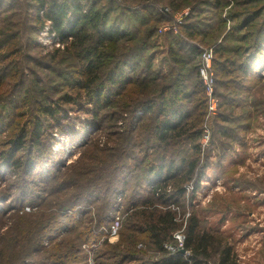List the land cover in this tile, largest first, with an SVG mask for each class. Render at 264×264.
Segmentation results:
<instances>
[{
    "label": "trees",
    "instance_id": "1",
    "mask_svg": "<svg viewBox=\"0 0 264 264\" xmlns=\"http://www.w3.org/2000/svg\"><path fill=\"white\" fill-rule=\"evenodd\" d=\"M12 1L0 0V12L5 9L6 4L11 6ZM33 1L37 10L36 21L31 16L34 18L33 26L41 29L44 21L49 19L53 23V32L57 33L62 42L73 38L67 50H74L73 56L79 58L80 63L71 65L75 59L69 58L68 63L64 59L54 65L52 61L43 62L35 58L39 65L51 71L53 80L46 76V79L31 81L38 89V97H34L28 94L29 88L25 85L23 74L19 82L13 83L15 92L11 93L6 103H0V127H6L3 131L5 133L0 135V175L6 171L9 180L17 178L11 185L13 193L19 192L13 202L18 203L15 207L24 215L20 216L19 225L15 223L18 227H9L5 233L0 234V264H29L32 254L43 250L42 243L64 229L67 230L66 234L54 243L51 253L47 254L48 262L37 263L87 264L83 246L100 242L101 233L98 230L111 213L115 197L122 191H129L127 199L140 200L131 205V212V208L126 212L128 215L124 218L122 241L114 245L107 241L101 243L98 246L101 247L97 260L101 264H189L180 253L171 255L168 250L166 252V243L173 240V233L181 225L177 220V212L164 206L160 208L159 203L165 204L184 195L187 184L195 177L199 166L202 130L195 131L188 124L200 119L202 112L195 116L196 110L207 106L206 88L200 76L205 50L193 39L200 35L205 39L208 32L198 29L190 21L184 35L172 34L174 47L172 43L171 65L168 64L170 69L166 71L165 68L156 67L154 55L148 53L154 45L158 28V25L149 24L152 21L159 24L164 20L163 16L155 15V11H149L148 19H141V27H138L135 23L139 22L134 19L128 24L123 20H111L113 10L103 12L97 7V0ZM253 1L240 0L238 6L242 7ZM219 2L221 1L218 0ZM256 8L242 9L249 14L239 25L240 31L247 29L252 19L264 12V5L261 11ZM42 11L44 16L40 13ZM132 12L137 16H145L138 8L131 9L130 13ZM10 20L5 18L2 25L5 29L2 34L7 39L0 41V81L10 71L8 67L15 62L12 57L20 52H14V47L10 46L22 48L17 35L12 31L14 22ZM245 34H240L239 37L241 42L248 45L242 48L244 53H235L239 56L231 60L225 57V52L227 54L229 49L220 47L218 57L215 55L216 89L219 84L225 85L228 82L225 78L221 79L219 74L224 77L229 75L231 66L243 68V73L246 72L250 64L256 61L254 50H262L263 39L256 41ZM259 37L263 38L264 32L259 33ZM120 42L128 44L125 52L118 53L114 49L109 51L111 44ZM123 46L126 47L125 44ZM60 52L56 51L57 55L53 59ZM242 58L244 60L240 63ZM194 78L193 90L188 93L186 90L189 79ZM61 80L65 87L79 92L74 97L66 93L64 101L67 104L75 102L87 110L91 115L89 124L96 131L103 129V119H114L117 116V112H113L111 108L116 107L122 112L133 114L143 110L145 115L144 119H139L142 124L138 130L117 133L113 139L114 147L106 148L111 150L108 161L92 166L89 158L82 161V157L81 161L72 166L75 167L74 176L65 179L54 172L47 173L48 175H43L44 171L42 173L46 159L52 155V132L49 127L57 125L63 134H69V128L75 131L72 121H65L69 107L51 95L50 84ZM190 98H195V105H192ZM202 103L205 105L201 107ZM24 107L27 110L22 109ZM26 116L28 119L25 122H18L19 117ZM193 116L196 118L192 121ZM73 133L71 132L72 136H79V132ZM6 135L10 137L4 143L3 136ZM90 141L92 140L87 137L81 143L84 148L82 156L90 146ZM189 142L190 147L186 145ZM99 150L96 148V154H92L91 160L99 159ZM30 175L34 178H30ZM34 183H37V189L47 193L49 199L41 194L42 191L35 189L30 195L32 200L25 199L29 195L28 188ZM158 183L161 185L158 186ZM150 188V195H146ZM2 198L10 199L3 193L0 194V200ZM35 200L37 203L42 202L37 204ZM43 205L44 209L38 215L24 210L26 206H30L36 207L37 212ZM11 206L14 205L11 203ZM78 207H83L79 211L82 218L76 213H63L74 211ZM201 230L198 218L193 215L185 244V249L192 251L193 258L208 259L216 254L219 256V264H234L231 248L225 245L218 249L214 236ZM142 242L146 243V250L137 249ZM147 248L164 255L160 259L147 258Z\"/></svg>",
    "mask_w": 264,
    "mask_h": 264
},
{
    "label": "rangeland",
    "instance_id": "2",
    "mask_svg": "<svg viewBox=\"0 0 264 264\" xmlns=\"http://www.w3.org/2000/svg\"><path fill=\"white\" fill-rule=\"evenodd\" d=\"M97 1V7L103 12L113 10L111 20H123L125 24H128L131 19L137 22L141 19L147 20V16H149V11L151 10L155 11V15L164 17L163 22L159 24H156L155 21L148 22L150 23L149 26L158 25L156 29L157 33L154 36V45L151 46L148 53L150 52L152 53L151 55H154L156 67L159 69L165 68L166 71L170 69L169 65H171L170 47L172 43V47H174L171 36L184 35L190 21L198 29L208 32V37L205 39H202V35H200L193 40H197L196 42L201 44L200 47L204 48L203 54L205 52L212 53L211 72L214 73V78L217 75L214 71V57L215 55L218 57L220 47L229 49L227 54L225 52V57L232 60L239 56V54L235 53H244L242 48L248 47L246 43L240 41V34L246 33L253 40L256 39V41L263 39L261 43L264 41V37H259V33L263 34L264 32V12L253 18L244 31H240L241 28H239V25L243 23V20L249 14V12H245L242 9L257 7L256 9H260L261 11L264 0H248L253 2L242 7L238 6L240 0H220L221 2L219 3L218 0ZM34 5L33 0H16L12 1L11 6L6 4L4 6L5 9L0 12V41L7 39L2 34L5 31L2 25L4 19L8 18L11 19L10 22H14L15 26L12 27V31L17 35V39L22 46V48L17 47V45L10 46L14 47V52L18 50L20 52L12 57L15 62L8 67L10 71L0 81L1 104L6 103L11 93L15 92L13 83L15 81L19 82L23 78V74L25 75V85L29 88L28 94L34 97H38L36 96L38 89L37 85L31 81L35 82L37 79H46V76L48 78L51 77L53 80L51 71L45 68V66L39 65L35 61V58L43 62L52 61L51 63L54 65H57V62L64 59H67L66 62L68 63L69 58L75 59L71 65H78L80 63L79 58L73 56L74 50L69 52L67 50L68 47L70 48L73 38H69L66 42L60 41L59 43L57 38L53 36V23L49 19L44 21L41 29L33 26L35 25L33 20L36 17L37 11ZM137 8L141 11L142 15H145L144 17L134 15L133 12L130 13L131 9ZM142 9L145 10L142 11ZM40 13L42 16L45 14L43 11ZM236 15L239 17L235 18ZM220 21L221 24H219ZM135 24L141 27L140 22ZM207 25L211 26L208 27ZM47 30L48 33H46ZM200 30L198 31L200 32ZM124 44L126 47L123 46ZM127 45L125 42L111 44L109 51L114 49L118 53H123ZM58 50L61 51L60 54L56 59H53L54 55H57L56 51ZM254 51L256 61L250 64L246 72L243 73V68L236 69L237 67L231 66L230 69L232 71L229 75L224 77L219 74L221 79L225 78L228 82L225 85L219 84L218 88H215V95L217 97L218 95L220 96L218 97L219 107L217 113H210L211 98L206 93L207 106L194 112L195 116H198V113L202 112L200 119L198 118L195 121L196 117L193 116L192 121L194 120L195 122H189L188 124L192 129H196L195 131L201 129L202 136L199 140L201 144V152L198 154V157H200L199 166L195 177L187 184L186 193L180 195L178 199L165 202V204L159 203L160 201L158 202L160 208L164 206L176 211L178 223L181 225L180 229L173 233V240L166 243V247L168 245L166 252L168 250V253L173 255V252L170 251L171 247L176 248L177 252L174 255L180 253L184 259L189 261V264H194V261L201 264H219L220 261L219 256L216 254L208 259L202 257L194 259L192 251L185 249L187 229L193 215L198 218L202 227L201 231L208 232L210 236H214L217 240V242H213H215L218 249H222L225 245L231 248V259L234 264H264V43L262 44V50L256 48ZM181 56L184 55L181 54ZM142 57L144 56L142 55ZM243 60L244 58L240 59V63ZM193 81L195 82V78L194 80L189 79L188 90L186 92L189 93L193 90ZM43 85H45L44 82ZM50 90L53 97L62 100L63 105L69 107L68 118L65 121H72L71 125L72 127L74 125L75 131L79 132V136L76 134L71 135V132L73 133L74 131L73 128H69V134H63L61 128L57 125L49 127L52 132V155L46 159L44 164L45 170L42 169V173L43 171L45 172L43 175L54 172L57 175L61 174L63 179L72 177L76 173L75 167L72 166L81 161L82 157V161L89 158L92 166H98L101 162L108 161L111 158L109 154L111 150L106 148L114 147L115 142L113 139H115L117 133L125 134L130 129L138 130L142 124L139 119H144L145 117L143 110L133 114L122 112L116 107L111 108L113 112H117V116L115 117L114 115V119L110 117L103 119V129L96 131L89 124L91 115L87 110L82 109L75 102L67 104L63 99L66 93L74 97L79 93L78 91L74 92L73 89L65 87L62 80L59 83L52 82ZM195 98H190L192 105L196 103L194 102ZM202 105L205 104L202 103L201 107ZM90 107L92 108V105ZM22 109L27 110V107ZM27 119L28 116L19 117L18 122L22 123ZM4 130H6V127H0V135L5 133L3 132ZM8 135L3 136L4 140H2L4 143L10 137ZM205 135H209L207 142ZM87 137L92 141H90V146L88 149L86 148L87 151L82 156L84 148L81 146V143ZM186 145L190 147V142ZM1 148L2 145L0 146ZM96 148L100 149L99 159L95 158L91 160L92 154H96ZM37 173L42 175L41 172ZM7 177L6 171L1 172L0 194L3 193L9 196L10 199L4 200L2 198L0 200V234L5 233L9 227H18L15 223L19 225L20 216H24L15 207L18 203L16 201L13 202V199H16L17 195H19V192L13 193L11 191L14 190L11 185L17 178L13 177L9 180ZM29 177L34 178L32 175ZM35 185L37 183L30 185L29 190H27L29 195L25 199L32 200L30 195L33 189L39 192L42 191L41 194L43 196L46 195V199H49L47 193L42 189H37ZM160 185L158 183V186ZM154 186L152 185V188H155ZM150 191L151 188L150 190L148 189L146 195H150ZM128 193L127 191H122L115 197L116 202L111 213L106 217L105 222L98 230L101 233L100 242L95 245L85 244L83 246L87 264H101L97 260L101 247L98 246L101 243L107 241L108 244L114 245L122 241L124 218L128 215L126 212L130 208L131 212L133 210L131 205L140 200L127 199ZM41 202L37 203L35 200L37 204ZM11 203L14 206H11ZM27 208H30V206L24 208L25 212H34L38 215V213L43 211L44 205L37 212H35L37 210L36 207H31L32 211H27ZM82 209L83 207H78L74 211L68 210L63 213L67 215L76 213L78 217L82 218L83 215L79 216V211ZM116 217H119L122 221L120 236L115 242H110L106 240L107 231L114 224ZM109 224L110 226H108ZM66 232L67 230L64 229L60 233H56L51 238L46 239L42 243L44 246L43 250L32 254L28 260L29 264L47 263V254L51 253V247ZM179 235L183 237V242L178 240ZM139 248L146 250V243L142 242L139 244L137 249ZM147 250L149 252L147 258L154 257L160 259L164 255L155 249L150 250L147 248Z\"/></svg>",
    "mask_w": 264,
    "mask_h": 264
},
{
    "label": "built area",
    "instance_id": "3",
    "mask_svg": "<svg viewBox=\"0 0 264 264\" xmlns=\"http://www.w3.org/2000/svg\"><path fill=\"white\" fill-rule=\"evenodd\" d=\"M48 33V30L47 32ZM54 33V37L57 38V40L60 43V37L57 35L56 32ZM212 60H213V56L212 53H207L205 52L202 55V65L200 67V75L202 77V81L204 83V86L206 88V93L207 95L211 98V105H210V113H217L218 107H219V100L218 97L215 95V78H214V73L211 72V66H212ZM205 139L206 142L209 140V135H205ZM27 211H32L31 207L27 208ZM122 227V221L119 217H116L114 224L111 226V228L107 231V236H106V240L110 241V242H115L116 239L119 238L120 236V229ZM178 240L183 242V237L182 236H178ZM168 247V245H167ZM166 247V248H167ZM183 247V245H182ZM180 250V247H179ZM182 250V248H181ZM173 252V255L175 254L176 248H172L171 250ZM94 264V263H91Z\"/></svg>",
    "mask_w": 264,
    "mask_h": 264
}]
</instances>
